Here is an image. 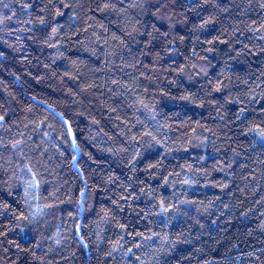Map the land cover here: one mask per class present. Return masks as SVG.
I'll return each instance as SVG.
<instances>
[{"label":"trees","instance_id":"1","mask_svg":"<svg viewBox=\"0 0 264 264\" xmlns=\"http://www.w3.org/2000/svg\"><path fill=\"white\" fill-rule=\"evenodd\" d=\"M23 2L0 5V19L17 9L18 21L0 26V114L11 130L0 132L9 144L0 148V264H264V141L242 134L264 124V39L249 31L253 21L264 23L261 0H215L202 10L217 21L212 36L230 23L238 29V43L208 54L209 76L227 69L230 89L214 93V103L206 77L175 71L191 68V46L180 45L181 55L162 53L159 65L155 53L141 55L142 44L126 46V32L153 20L139 7L120 0L107 9L105 0H33L32 15L22 18L34 21L29 25L18 19ZM57 9L64 15L54 17ZM186 15V22L174 17L176 30L194 40L189 28L197 17ZM40 16L59 25L53 39L52 25L41 28ZM245 45L253 54H245ZM196 62L204 63L199 56ZM241 107L247 120L235 119ZM154 114L159 124L150 119ZM16 140L20 149L13 152ZM133 159L136 171L129 167ZM129 185L140 195L135 203L121 199ZM141 188L155 189L157 199L189 203L166 213L174 216L166 225L156 215L139 219L135 211L151 204ZM107 209L113 211L102 219ZM21 214L28 219H18ZM127 221L135 222L134 231L157 234L154 241L125 234V248L137 241L145 246L133 247L140 260L123 249L108 255ZM153 243L158 246L146 247Z\"/></svg>","mask_w":264,"mask_h":264},{"label":"snow or ice","instance_id":"2","mask_svg":"<svg viewBox=\"0 0 264 264\" xmlns=\"http://www.w3.org/2000/svg\"><path fill=\"white\" fill-rule=\"evenodd\" d=\"M51 3L52 0H49ZM60 3H63V0H60ZM115 3V0H105L104 2V8L107 9ZM128 3L130 7H139L141 9V12L144 14H147L149 16L153 17V20L147 23H141V26L139 28H133L132 31L126 32V35L131 38V40L127 43L126 46L129 48L132 44H142L143 47L140 49L141 55H148L149 53H155L156 60L155 64L159 65V61L163 59L162 53L167 52L169 56H171L173 53L177 55H181L182 49L180 45H183L185 47L191 46V55L187 56L186 59L191 61V68L189 69L187 65H185L184 68H177L175 71H177L178 74H187L189 79L192 78V76L197 77H206L207 80L205 81V84L207 85L206 91L207 95L212 97V100L208 101L209 103H214L216 100V97L213 96L214 93L220 94L224 93L225 95L229 94V84L226 83L225 78V72L227 69L222 70L218 75L215 76V79L213 80L212 76H209L208 69L212 68L214 65L212 63V59H210V56L208 54H213L216 51H218L217 45L219 44H225L228 45L230 42H239V37L235 36L234 33L238 30L237 28H232V24L230 23L227 28H225L224 32L220 35L212 36L210 33L216 31L213 25L217 23L214 15L209 12L208 16L205 17L203 14V9H206V6L208 4H215V0H136L135 3L132 2V0H120L121 6L123 4ZM0 5L7 8L9 5L4 4V0H0ZM65 7H68L67 4L64 5ZM260 8L264 9V0H261ZM30 9H33V0H24L23 3L19 4V17L18 19L22 20L25 24H33L34 21L30 19H22L23 17L31 16L32 11ZM12 12L11 16H6L3 19H0V26H7L8 24H15L18 21L13 19V16H17V9H10ZM40 11H45L44 9H40ZM192 11L196 17L197 21L193 22L189 28V31L192 33V36H194V40L192 37H187L182 34L181 32L177 31V21L174 20V17L179 15L183 17V20L186 22L188 20V17L186 15V12ZM3 14L0 13V16ZM64 13L57 9L54 13V17L62 16ZM73 19H75L73 17ZM38 23L41 28L46 29L49 25L51 26V32L53 34L52 37H49V39H53L55 35L58 33L59 25L58 24H52V21L48 20L46 16H40L38 18ZM253 24L255 27L249 28V31L253 33L254 39H264V23L257 24L256 21H253ZM228 28H232L233 35H228ZM24 29L16 28L13 31L20 32ZM28 31H33L32 28L27 29ZM208 32V36H204L202 38V34ZM256 32H261L260 36H255ZM137 37H140V39H137ZM19 39V37H17ZM187 41V43H186ZM121 43H125V41L121 40ZM205 44L210 45V47H205ZM246 48H248V45H245ZM261 50H264V45H260ZM237 55L241 53L240 49L235 50ZM200 53H206L205 55H201ZM245 54H253L252 49L248 48V52ZM3 56V53L0 52V57ZM197 56H199L200 61H203L204 63L198 64L196 62ZM173 64L176 63L175 60L172 61ZM162 95L164 93H161ZM182 99L188 100L189 97L185 96L182 97ZM256 99L255 96L251 97V100L254 101ZM143 108H149L147 104H144L143 101H140ZM228 103H239V101H232L229 100ZM203 106V104L199 105ZM154 108V106H152ZM150 111L152 109H149ZM246 109L241 107L239 108L235 113V119L236 120H247L248 117L244 115ZM261 112H264V109L260 110ZM152 121H156V115H152L150 117ZM65 124V130L70 131V128L67 125V121H64ZM156 124H159V121H156ZM154 127L156 125H153ZM11 130L9 128L5 127V114H0V132H10ZM157 131H159V128H157ZM249 133L257 134L258 138L261 141H264V124H254L251 127L247 129L246 132H243V135H248ZM145 135H151V133H145ZM153 140H155V136L152 137ZM21 142L19 140H16L15 142L11 143L10 147L13 150V152L20 149ZM71 145L76 151H79V147L76 142V138L73 136L71 139ZM9 147V144L4 143V136L0 134V148H7ZM163 147V145H161ZM135 159H133L132 163L129 165L131 171H136L135 169ZM152 167H156V165H152ZM30 171V170H29ZM171 175V173H169ZM176 175H179V173H176ZM165 185L170 184V181L166 177H161ZM142 183V182H141ZM184 184L189 185L192 182L190 180L185 179L183 181ZM30 186L35 187V184H31ZM125 191H127V195H123L121 197L122 200L128 201L132 200L133 203H135L136 200L140 199V195L136 193L135 189L129 185ZM140 193L144 195L149 196V200L151 201L149 210L145 211V209H140L139 211H135V215L139 219H144L148 215H156L161 218L160 223H164L165 225L168 223V221L173 217H169L165 215L166 213H173L178 212L180 210V205L184 203H189V201L179 200L177 198V203H172L171 201H166L163 196H160L159 199H157V193L155 189H152L151 192H146L143 188L140 189ZM27 195V193H25ZM82 197L84 196V193L80 194ZM148 201H145V204L148 205ZM5 211H8V206L5 205ZM83 210V209H82ZM117 210L120 212H123L125 210L124 205L117 204ZM154 210V211H153ZM113 211L112 209H107L104 212V219L107 217L108 212ZM18 219L27 220L28 218L21 214ZM133 221H127L125 223L119 224L120 232L118 235L120 236L119 240H116L113 244L112 250L108 253L109 256H112L113 253L119 252L122 249L124 250L125 255L130 254V258L134 257L135 260H140V255L133 252V247L136 249H141L143 246L139 241H137L134 245L125 248V244L128 243L127 240H125V234L132 237V240L135 241L137 236H139L142 240H148V241H154L156 233H151L150 235H144L143 232L139 230H132L134 227ZM23 231V229H21ZM150 231V230H149ZM123 241V242H122ZM163 243L168 244L170 243L167 239H164ZM175 243V242H172ZM155 243L147 245L148 248H154L157 247ZM248 255H253L252 253H249ZM113 259L115 257L113 256ZM258 259V257H257Z\"/></svg>","mask_w":264,"mask_h":264}]
</instances>
